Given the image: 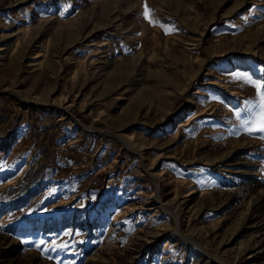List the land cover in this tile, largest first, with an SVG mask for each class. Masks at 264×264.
Masks as SVG:
<instances>
[{"label":"rangeland","instance_id":"1","mask_svg":"<svg viewBox=\"0 0 264 264\" xmlns=\"http://www.w3.org/2000/svg\"><path fill=\"white\" fill-rule=\"evenodd\" d=\"M257 83L264 0H0V264H264Z\"/></svg>","mask_w":264,"mask_h":264},{"label":"snow or ice","instance_id":"2","mask_svg":"<svg viewBox=\"0 0 264 264\" xmlns=\"http://www.w3.org/2000/svg\"><path fill=\"white\" fill-rule=\"evenodd\" d=\"M143 16L145 19H148L150 23H152V20L150 19V10L148 9L147 4L144 5ZM254 86L257 89V94L260 97L258 105L259 111L256 112L250 120L244 121V123L248 125L245 130L250 133L259 132L264 134V91H261V89H264V85L257 83ZM249 107L252 106L249 105Z\"/></svg>","mask_w":264,"mask_h":264},{"label":"bare ground","instance_id":"3","mask_svg":"<svg viewBox=\"0 0 264 264\" xmlns=\"http://www.w3.org/2000/svg\"><path fill=\"white\" fill-rule=\"evenodd\" d=\"M80 61H81V60H80ZM81 63H82V62H81ZM39 65H41V64H39ZM200 105H201V106H202V105H205V103H204V104H200Z\"/></svg>","mask_w":264,"mask_h":264}]
</instances>
